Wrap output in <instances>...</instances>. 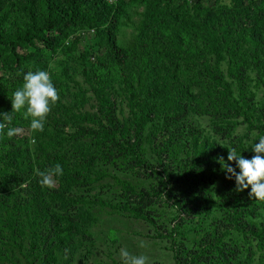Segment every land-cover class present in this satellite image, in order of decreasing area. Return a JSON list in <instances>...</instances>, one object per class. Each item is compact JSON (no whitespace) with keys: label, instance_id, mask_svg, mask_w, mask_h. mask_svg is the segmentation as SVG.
I'll return each mask as SVG.
<instances>
[{"label":"trees","instance_id":"16d2710c","mask_svg":"<svg viewBox=\"0 0 264 264\" xmlns=\"http://www.w3.org/2000/svg\"><path fill=\"white\" fill-rule=\"evenodd\" d=\"M132 6L143 7L136 23ZM122 25L134 30L130 43L119 38ZM81 31L91 36L80 49ZM63 45L65 57L80 61L100 116L72 112V120L94 126L80 124L67 133L49 124L31 152L14 130L30 119L12 110L11 98L25 72H49L50 59ZM101 47L107 58L92 62ZM225 58L224 73L219 65ZM251 65L257 71L254 85L264 91V78H257L264 67V0H0V264H58V252L73 254L72 240L92 220V202L82 200L79 211L71 212L74 194H46L41 184L49 174L69 186L87 181L88 174L110 177L134 204L125 209L155 231L165 230L167 235L157 234L170 238L175 264H248L252 237L264 257V200L254 198L250 187L239 190L218 162L222 157L235 166L227 161L230 142L221 130L231 116H243L253 136H264V101L255 99L245 75ZM117 87H123L122 99L115 97ZM75 94L84 98L82 89ZM126 100L130 114L119 118ZM211 112L220 119L211 128L219 138L186 130L189 116ZM187 131L189 144L183 142ZM244 141L237 138L241 155ZM181 152L185 163L173 168ZM103 161L114 166L113 174L95 166ZM119 168L125 179L115 175ZM171 180L182 188L173 192ZM54 199L59 206L52 207ZM157 203L168 207L163 222L154 218ZM186 236L193 239L190 248L182 241ZM238 237L248 244L241 253Z\"/></svg>","mask_w":264,"mask_h":264},{"label":"rangeland","instance_id":"374dc122","mask_svg":"<svg viewBox=\"0 0 264 264\" xmlns=\"http://www.w3.org/2000/svg\"><path fill=\"white\" fill-rule=\"evenodd\" d=\"M203 4L205 6L213 5L211 1H204ZM142 9V6L131 7V16L133 18V22L136 23L139 18L137 14L141 12ZM133 34L134 30L131 25H122L119 33V38L124 42L130 43ZM77 36H79L80 39L76 43V48L81 49V46L84 44L83 39L89 38L91 36V32L81 31L78 32ZM195 42L198 43L199 40H195ZM65 49V45H63L59 49L60 51L54 54L53 58L50 59L49 73L55 87L58 90L59 99L58 103H55V105L52 106L50 113L47 115L43 131H37L35 134H32V128H30V125L27 124L22 126L20 125L14 128L17 134H21L26 138L25 142L28 147H30L31 152H34L37 146H39L38 141L42 142V133L44 134L46 129L50 131V127L48 126L49 124H54L57 131L63 130L64 132L69 133L74 132L76 130V127L80 126V124L87 127L94 126V123L92 121L84 122V120H72V112H90L100 116L97 111V101L95 100L93 93L89 89L88 84L84 81L83 76L80 73V61H77L72 57H65V55L62 54V51H64ZM47 54H49L50 56L49 51ZM107 55V50L105 48H98V50L91 55V61L93 62L96 56L100 59H104L107 58ZM209 58L211 60V57L207 56V59ZM212 62H214V59L212 60ZM226 67L227 60L225 58L219 65V68L225 73ZM64 68H66L67 70L65 75L61 74V70ZM248 70L249 71L245 73V75L248 76L247 85H250V90L255 94L256 100L264 101V96L262 93L264 92L263 89L259 90L258 87L254 85L257 71L252 65L248 67ZM259 70H261L262 73H259V77L257 78H264L262 75L264 74V67H259ZM228 79L229 77L227 76V80ZM260 85L261 84L258 83L259 87H261ZM79 89H82L84 91L83 99H81V97L79 96H76L75 94ZM121 89L123 90V87H117V93H115V97L119 96L120 99H122V96L120 95ZM118 103H120V101H118L117 104ZM60 105L68 107L69 110L65 111L60 107ZM76 105L77 108L75 107ZM127 106L128 103L126 100V102H124L123 104V107H120L122 110L117 114L119 118L128 117L130 111H128ZM22 113L25 114V110L22 109ZM212 114H214L215 117ZM24 116H26V114ZM189 117L191 118L189 120L191 122V127L188 128L186 126V130H190L193 128V130H196V133H198V136L200 137H210L211 139L219 138V136L217 134L215 135L211 129L214 124H216V122L219 123L220 120L216 113L211 112L210 114L204 115L196 113L193 117ZM242 117L243 116L241 115L231 116L230 120L227 121V128H223L221 130L227 131L224 137L227 138V142H230V150H232L233 148L237 150V138L242 137L243 140H245L242 144V148H244L243 150L246 151V153L243 155L246 158V156L251 152V150L248 149V145L252 142L253 138L259 136H253L254 131H248V123L245 122ZM185 134L186 135L183 142L188 141L187 144H189L191 135L189 131H187V133ZM35 135L38 136V140L34 137ZM216 141L219 143H223L220 141V139ZM183 155L185 154L181 152L178 156V162L172 165L173 168L178 164L183 165L185 163V158L182 157ZM95 166L105 171V173L107 174L114 173V166L105 164L104 161L103 163L96 162ZM161 167V165H158L157 171H159ZM88 175L89 177L87 181L85 180L82 183L83 179L81 180L80 178L81 182L79 181L80 183L78 185L72 184L70 186L68 185L67 181L61 178H55L50 174L46 175L47 177L42 179L41 185L48 188L46 194L51 193L53 196H55L54 192L58 189H62L65 192L63 194V198H68L72 196V194H74L69 199L72 200L74 196L76 197L75 200L70 203L71 212L79 211L80 206L78 207V205L79 202H82V200L88 201L89 205L90 202H92L89 207L90 215L93 217L92 220L88 222L87 226H84L82 228L83 231L81 230V233H79L77 236L75 235L74 239L72 240V246H74L73 254L71 252V249L64 251V255L58 252L59 258L61 259L58 264H132L131 258L140 256H144L146 258L145 264H175L173 252L170 247V238L168 236H159L157 234V232L159 231L164 234L165 230L161 228L160 230L155 231L153 225L149 224L143 219L135 218L130 210L125 209V207H133L134 204L128 201V194L126 192H121V188H119L116 183H113L110 177L106 176V178H97L95 174ZM115 175L120 179H125L126 177V173L122 168H119L118 172ZM159 177L160 176L156 177L157 182L160 180ZM152 181H154V178H151V182ZM134 182H138L137 184H140L139 182L141 181L138 180ZM146 184L147 183L145 182V185ZM169 184L175 185L172 190L173 192L179 188H182L180 183L175 180H171ZM79 194H85L87 198L80 196ZM172 202L173 199H169V205ZM51 205L52 207L59 206L56 203L55 199L52 200ZM154 208L156 210V214L154 213V218L157 220V222H161V220L163 222V214L168 213V207H165L163 203H157ZM214 214L215 213L213 212L212 216ZM78 223L79 225L83 224L82 221H79ZM179 234L180 229L174 234L175 241L180 238ZM237 239L238 241H236V243L239 253H241L242 251H246L248 244H246L241 237H238ZM192 240L193 239L188 240L186 236L182 241L183 243H185L186 247L190 248L193 244ZM251 240H253L251 242V250L253 255L251 254V259L248 264H256L257 262H259V260L264 261L261 250L255 243L257 242V239H254L252 237ZM239 241L244 245H239ZM234 246H236V244ZM122 249H125L129 252V258H124L121 256ZM32 258L33 257H31V259Z\"/></svg>","mask_w":264,"mask_h":264},{"label":"clouds","instance_id":"9594fccd","mask_svg":"<svg viewBox=\"0 0 264 264\" xmlns=\"http://www.w3.org/2000/svg\"><path fill=\"white\" fill-rule=\"evenodd\" d=\"M23 81L22 87L11 98L12 110H25L26 116L30 118V127L34 131H43L46 117L59 99L58 90L47 70L27 71ZM248 149L253 153L251 158H245L241 151L238 153L234 148L228 150L227 161H234L235 166L226 163L222 157L218 162L226 178H234L239 190L250 187V194L254 198L264 200V136L253 138ZM121 256L129 258V252L122 249ZM131 259L132 264H145L146 258L140 256Z\"/></svg>","mask_w":264,"mask_h":264}]
</instances>
